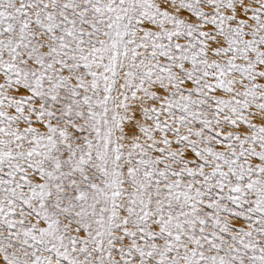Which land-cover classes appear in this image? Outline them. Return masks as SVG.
I'll return each mask as SVG.
<instances>
[{
  "label": "snow or ice",
  "instance_id": "6c2138e0",
  "mask_svg": "<svg viewBox=\"0 0 264 264\" xmlns=\"http://www.w3.org/2000/svg\"><path fill=\"white\" fill-rule=\"evenodd\" d=\"M0 264H264V0H0Z\"/></svg>",
  "mask_w": 264,
  "mask_h": 264
}]
</instances>
